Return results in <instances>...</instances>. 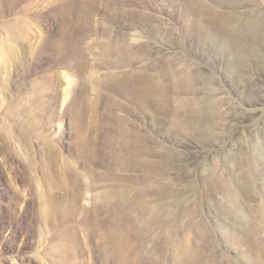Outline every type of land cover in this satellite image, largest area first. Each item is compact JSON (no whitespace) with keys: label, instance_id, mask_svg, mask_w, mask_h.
I'll use <instances>...</instances> for the list:
<instances>
[{"label":"rangeland","instance_id":"rangeland-1","mask_svg":"<svg viewBox=\"0 0 264 264\" xmlns=\"http://www.w3.org/2000/svg\"><path fill=\"white\" fill-rule=\"evenodd\" d=\"M0 264H264V0H0Z\"/></svg>","mask_w":264,"mask_h":264},{"label":"bare ground","instance_id":"bare-ground-1","mask_svg":"<svg viewBox=\"0 0 264 264\" xmlns=\"http://www.w3.org/2000/svg\"><path fill=\"white\" fill-rule=\"evenodd\" d=\"M141 34V33H140ZM133 39H134V41H139V40H141L142 39V37L138 34V33H136V34H134L133 35ZM67 40V39H66ZM70 41V48H71V52H72V56H76L77 57V55H78V53L76 52V50H75V47H74V43L71 41V40H69ZM68 49H69V47H68ZM65 78H66V80H69V78L68 77H66L65 76ZM67 87H69V85L67 86ZM94 224V223H93Z\"/></svg>","mask_w":264,"mask_h":264}]
</instances>
